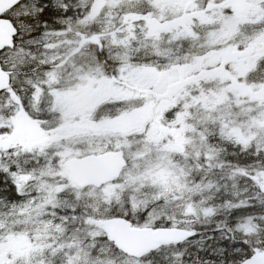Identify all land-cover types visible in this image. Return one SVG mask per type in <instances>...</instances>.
Wrapping results in <instances>:
<instances>
[{
    "label": "snow or ice",
    "instance_id": "1",
    "mask_svg": "<svg viewBox=\"0 0 264 264\" xmlns=\"http://www.w3.org/2000/svg\"><path fill=\"white\" fill-rule=\"evenodd\" d=\"M0 264H264V0H0Z\"/></svg>",
    "mask_w": 264,
    "mask_h": 264
}]
</instances>
